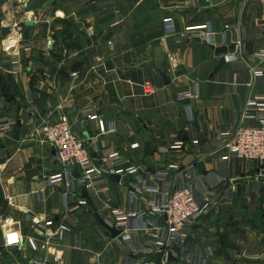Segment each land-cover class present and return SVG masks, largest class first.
I'll return each instance as SVG.
<instances>
[{
    "label": "crops",
    "instance_id": "0c3cea01",
    "mask_svg": "<svg viewBox=\"0 0 264 264\" xmlns=\"http://www.w3.org/2000/svg\"><path fill=\"white\" fill-rule=\"evenodd\" d=\"M168 1L80 0L49 10L50 20L37 30L15 24L11 35L0 34V121L19 122L11 132L0 133V264H126L130 258L96 211L98 201L126 212L148 210L118 185L117 177L109 195L99 200L76 187L70 204L81 196L87 205L76 213L72 233L61 241L44 235L41 223L63 205L62 189L46 184L59 165L27 121L42 119L67 98L95 106L104 122L102 133L97 121L69 117L88 147L96 142L99 148L117 149L133 159L141 176L175 164L218 178L216 189L226 205L209 218L210 231L195 229L189 241L192 253L207 256L212 251L210 264H264V232L249 228L264 224V166L226 158L215 143L220 132L259 125L242 119V113L250 99L264 101V79L251 86L249 72L259 62L254 53L264 49V33L258 36L264 7L245 0H176L179 8L167 9ZM226 18L234 31L224 32ZM167 21L173 23V33L167 31ZM196 34L215 36L214 45ZM22 41L33 50L23 51L18 46ZM52 42L51 57H45ZM238 42L244 44L245 62H226L216 71L222 56L241 57ZM232 45L234 50L216 55L215 49ZM14 53L21 56V72L12 66ZM188 88H198L199 97L178 101L176 94ZM176 143H183L180 151L163 153ZM91 156L98 160L95 151ZM211 178L191 186L208 189ZM225 215L240 222L224 221ZM156 221L163 226L160 218ZM13 235L16 241L9 242ZM30 240L47 242L48 249L34 252Z\"/></svg>",
    "mask_w": 264,
    "mask_h": 264
},
{
    "label": "built area",
    "instance_id": "2783aa9c",
    "mask_svg": "<svg viewBox=\"0 0 264 264\" xmlns=\"http://www.w3.org/2000/svg\"><path fill=\"white\" fill-rule=\"evenodd\" d=\"M246 3H257L264 7V0H245ZM178 1L166 2L167 9H178ZM166 29L174 32V25L167 21ZM210 29V28H209ZM231 18L225 19L224 32L234 31ZM261 33V34H260ZM264 33L261 28L258 36ZM195 38L205 44L214 45L215 36L209 34H196ZM52 45L43 54L51 57ZM241 57L227 56L226 62H245L243 57L242 42ZM26 53L33 50L32 45L20 42L19 45ZM254 57L259 60L258 64L251 67L249 72L252 80L251 86L264 79V49L256 51ZM14 71L21 72L20 54L11 55ZM41 90V88H37ZM199 97L198 88H188L176 94L181 102H190ZM1 114V110H0ZM81 116L82 119L96 122L100 131L105 133L104 122L100 119L92 105H77L73 98H67L58 106L48 111L43 118H30L27 126L33 129L34 136L39 138L41 147L48 146L54 152V160L59 165V171L47 177L48 189H62L63 205L55 209L50 218L46 219L44 235L46 238L56 237L60 241L65 239L73 231L76 224V213L87 205V202L79 196L80 201L71 205L69 198L77 193L76 187H84L93 199L106 198L111 191V180L119 177L118 185L129 189V194L135 203L143 202L148 210L141 212H126L111 206L106 201L97 202L96 211L101 222L105 226L120 232L116 238L128 252L129 260L126 264H210L213 252L208 250L207 256L197 252L192 253L189 249L196 228L207 232L211 230L209 218L224 208L225 197L217 191L219 184L216 176L207 177L195 175L192 168H182L171 164L165 170H158L141 176L133 159L125 157L113 147L99 148L93 142V148H89L87 142L81 139L73 130L69 117ZM53 118L56 120L53 121ZM40 119V120H39ZM244 120H256L259 125L254 127L239 125L218 133L216 145L219 150L226 153V158L258 163L264 166V101L250 99L242 113ZM38 121V122H37ZM37 122V123H36ZM17 120L0 121V133H9L18 125ZM96 141V139H93ZM183 143L163 150V153L180 151ZM193 146L199 155V141L195 140ZM91 150L98 155V160L91 156ZM80 173V178L74 179L75 169ZM213 179V184L205 190L192 188L193 182H203ZM152 217L145 225L133 224L142 222L146 217ZM57 218L60 221H57ZM160 218L163 226H156V220ZM137 220V221H136ZM0 217V223L2 222ZM144 238V241L141 239ZM30 247L35 251H45L49 244L43 242L39 245L36 241H29ZM78 246V243H76ZM54 263L58 258H53ZM39 264H47L42 261Z\"/></svg>",
    "mask_w": 264,
    "mask_h": 264
},
{
    "label": "water",
    "instance_id": "95a60500",
    "mask_svg": "<svg viewBox=\"0 0 264 264\" xmlns=\"http://www.w3.org/2000/svg\"><path fill=\"white\" fill-rule=\"evenodd\" d=\"M73 1L77 2L80 0H33L29 4V6L26 8V12L33 13L34 19L27 20L26 22H24V26L26 28H31L33 30H37L45 26L47 22L50 20V18H48L47 16V13L49 10L53 8H61L63 4H67ZM90 1L98 2L99 0H90ZM12 31H13L12 28L5 26L3 23V20L0 19V34L4 36H9L12 34ZM234 49H235V46L232 45L229 49L227 47L217 48L215 49V52H216V55H223L227 53L228 51L234 50ZM225 63H226V58L222 56L216 71L218 70L220 66L224 65ZM73 176L77 179L81 177L77 168L75 169ZM117 179H119V177H117ZM83 190H84V194L87 196L85 188H83ZM106 229L112 234L113 238H117L120 235V232L115 229L109 228L107 226H106Z\"/></svg>",
    "mask_w": 264,
    "mask_h": 264
},
{
    "label": "rangeland",
    "instance_id": "374dc122",
    "mask_svg": "<svg viewBox=\"0 0 264 264\" xmlns=\"http://www.w3.org/2000/svg\"><path fill=\"white\" fill-rule=\"evenodd\" d=\"M32 1L33 0H0V19H2L3 22L5 23V25L8 27H12L15 24H17L19 27L24 29L25 28L24 22H26L30 18H31L30 20L34 19L33 13H30V14H32V17H30L28 15L29 13L26 12V8L29 6V4ZM73 3H76V2L73 1ZM223 219H224V221H228V222H240L239 219L236 220L232 215H229V216L225 215ZM253 223L254 222H252V224ZM244 228L246 229L247 227H244ZM249 228H250V230L256 229L258 231L264 232V224L261 227L252 225ZM251 246H252V244H251ZM253 248L256 249L255 246ZM258 249H259V251H261L260 248H258Z\"/></svg>",
    "mask_w": 264,
    "mask_h": 264
},
{
    "label": "clouds",
    "instance_id": "9594fccd",
    "mask_svg": "<svg viewBox=\"0 0 264 264\" xmlns=\"http://www.w3.org/2000/svg\"><path fill=\"white\" fill-rule=\"evenodd\" d=\"M10 40H11V43H16V41L15 40H12L11 38H9ZM9 223H11V221H9ZM16 241V236L15 235H13L12 237H10V241L9 242H15Z\"/></svg>",
    "mask_w": 264,
    "mask_h": 264
},
{
    "label": "bare ground",
    "instance_id": "6f19581e",
    "mask_svg": "<svg viewBox=\"0 0 264 264\" xmlns=\"http://www.w3.org/2000/svg\"><path fill=\"white\" fill-rule=\"evenodd\" d=\"M29 14H30V13H29ZM29 14H28V15H29ZM29 16L31 17V15H29ZM3 23H4V22H3ZM14 27H15V25L13 26V28H14Z\"/></svg>",
    "mask_w": 264,
    "mask_h": 264
}]
</instances>
